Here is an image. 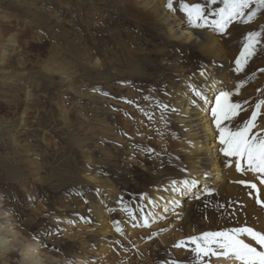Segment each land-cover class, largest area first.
Masks as SVG:
<instances>
[{
    "label": "rangeland",
    "instance_id": "374dc122",
    "mask_svg": "<svg viewBox=\"0 0 264 264\" xmlns=\"http://www.w3.org/2000/svg\"><path fill=\"white\" fill-rule=\"evenodd\" d=\"M197 4L202 16L190 19L184 6ZM225 7V0H0V237L12 247L1 250L0 264H239L198 255L201 241L190 239L242 227L264 233V174L243 159L237 171L238 158L220 141V129L235 132L253 113L248 135L264 137V35L248 26L264 6L250 0L243 15L225 13L221 31L215 22ZM174 19L231 36L235 45L221 47L229 59L203 52L196 34L184 39ZM235 24L243 31L233 32ZM250 33L260 40L242 56ZM210 66L221 85L203 100L219 170L209 155L204 179L218 172L221 180L199 195L191 190L189 205L153 208L156 192L169 195L172 181L194 176V159L169 151L191 135L184 110L199 100ZM232 104L240 105L236 114L223 119ZM34 241L39 255L29 258Z\"/></svg>",
    "mask_w": 264,
    "mask_h": 264
},
{
    "label": "bare ground",
    "instance_id": "6f19581e",
    "mask_svg": "<svg viewBox=\"0 0 264 264\" xmlns=\"http://www.w3.org/2000/svg\"><path fill=\"white\" fill-rule=\"evenodd\" d=\"M258 16H260V18ZM251 17L252 19L254 18L256 20H259L260 22L253 20L255 22L253 24L249 23L248 26H251L257 32L262 31L264 35V31H263L264 29V22H263L264 21V8L263 10L259 11L258 13H255V15ZM172 24L175 26L184 28L183 25H185L186 23H183L181 21L174 19V22ZM234 26H236V24ZM209 28H211V25H208L206 23H199L197 25H191V23L189 24L187 23V27H186L187 31H185L186 29L184 28L183 29L184 31H182V33L183 32L186 33V36L184 39L191 38L192 36L196 34L195 39L200 38V42H201L200 44H202L201 48L203 52L207 54H214L215 57L217 58L221 57L223 53H226V55L228 56L226 57L229 59L228 51L226 49L225 50L222 49L221 47H223L226 44L225 40H227L230 45L234 46L235 39H233L231 36L226 37L227 34H225V36L222 35L223 37L221 36L218 38L216 35L208 33ZM238 31L240 32L243 31V26L240 24L237 25L236 27H233V32H238ZM240 32H239V35L241 36L242 39H244V35L241 34ZM172 35L174 37L178 36L176 33H173ZM259 40H260L259 37L258 39L255 37V41L258 42ZM240 45H242L241 41H240L239 46ZM225 47L227 48L228 46L225 45ZM220 49L222 50L220 51ZM241 51H244L245 53V50L242 48H240V52ZM237 55L240 56V53L234 54V60H236ZM247 55L248 54H246L245 56ZM255 58L256 57L254 56V60ZM217 73H218V69L215 66H210L208 72H206V70L202 72L201 78L206 79V84L201 83L202 87L197 88L199 95H197L196 93V96H197L196 98H199V100L197 101V103H194V101L190 102L192 105H194V107H191L192 105L189 106L190 107L189 113L187 112L188 109L184 110L186 117H188L187 128L189 132L191 133V135L187 137L185 140H183L182 143L181 141L174 142L173 147L171 148L172 151H169V153H172V154L179 152L180 155L185 154L186 157H192L194 159V161L192 162L194 163V166H193L194 176L190 178H184V179L182 178V179H177V180L172 181L171 184L173 185L174 189L173 191H171L172 188L169 190V195L156 192L154 199L152 201L153 208L157 206H161L163 204H167L168 207H172L174 206V204H177V203H179V205H187V204L189 205L190 201L188 199V196H190L191 190L193 192V190L197 188V193L195 194L199 195L204 190H207L209 186L212 185L211 181L213 179H214V182L221 180L218 172L212 173L214 177H211L212 178L210 179L211 181L206 182L207 180L204 179V176L207 175L206 165L209 164V155L213 156L212 163L216 165V167L214 166V170H216L219 166V164L217 163L218 161L216 160L217 158L216 156H214L216 152V146H217L214 142L216 132L214 131V128L212 127V125L209 123V118L207 116L209 112L208 102L203 100V97L205 96L207 92L210 94L212 91H215L217 88L220 87L221 83H220V79L218 78L219 76H215V74ZM185 89L187 90L189 89V87L186 86ZM186 90L183 93L184 96H185ZM195 106L198 108H195ZM201 136H202V140H201ZM167 198L169 201H167ZM0 226L2 227V225ZM2 231L3 229H0V233H2ZM13 240L15 241L14 238ZM38 245H39L38 241H34L32 243L28 242L26 244L25 256H28L29 258L38 257L39 253L36 252L38 251L37 250ZM10 248H12L10 243H7L6 241L3 240V238L0 237V252L2 250V253L5 254L6 252L10 250Z\"/></svg>",
    "mask_w": 264,
    "mask_h": 264
},
{
    "label": "snow or ice",
    "instance_id": "6c2138e0",
    "mask_svg": "<svg viewBox=\"0 0 264 264\" xmlns=\"http://www.w3.org/2000/svg\"><path fill=\"white\" fill-rule=\"evenodd\" d=\"M261 6H264V0H258ZM250 0H225V9H220L221 19L216 21L220 30L223 31L224 25L226 23L225 13L228 19L234 18L239 15H243L242 9L248 7ZM171 7V3L168 5ZM184 11L187 12L190 19L202 16L203 9L200 5L184 6ZM250 15H255L251 13ZM259 33H250L248 38V43L245 45V54H251L250 50L253 46L255 37ZM239 63V61L237 62ZM199 95V93H197ZM223 96H227V93H221ZM217 102H219V97H217ZM261 103H264L262 101ZM240 105L232 104L227 106L226 109H222L223 119H230L232 115L236 114V109ZM260 105H257L259 108ZM212 115L216 117V124L219 128V119L217 116L216 109H212ZM256 113H253L252 119L249 120L242 128H238L235 132H228L225 135L226 129H220V141L222 144L226 145L221 151L227 156H235L238 158L236 168L237 171H241L239 159H243L245 163L249 166L251 171L264 174V137L252 136L249 137L248 133L251 128L255 127L253 121L255 120ZM264 183V179L261 180ZM240 183H245L240 181ZM250 187L256 188L255 184H251ZM245 234L257 245H259V250L254 247L251 243H246L244 239L240 236ZM192 241H201L197 243L196 251L198 255L203 256H231L239 262V264H264V233L257 232L249 227H242L237 229H230L215 233H204L201 237H192Z\"/></svg>",
    "mask_w": 264,
    "mask_h": 264
}]
</instances>
